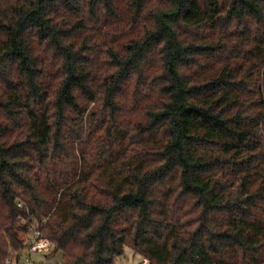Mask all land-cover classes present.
I'll return each mask as SVG.
<instances>
[{"label": "trees", "instance_id": "16d2710c", "mask_svg": "<svg viewBox=\"0 0 264 264\" xmlns=\"http://www.w3.org/2000/svg\"><path fill=\"white\" fill-rule=\"evenodd\" d=\"M264 264V0H0V264Z\"/></svg>", "mask_w": 264, "mask_h": 264}, {"label": "built area", "instance_id": "2783aa9c", "mask_svg": "<svg viewBox=\"0 0 264 264\" xmlns=\"http://www.w3.org/2000/svg\"><path fill=\"white\" fill-rule=\"evenodd\" d=\"M32 230L33 235L29 238H25L26 243L24 250L16 256H8L6 258L7 264H42L33 258V253L36 251L47 252L50 249L52 242L48 238L40 236L37 230ZM138 264H147V260L142 258Z\"/></svg>", "mask_w": 264, "mask_h": 264}, {"label": "rangeland", "instance_id": "374dc122", "mask_svg": "<svg viewBox=\"0 0 264 264\" xmlns=\"http://www.w3.org/2000/svg\"><path fill=\"white\" fill-rule=\"evenodd\" d=\"M28 235V236H27ZM33 235L31 229L28 234H24V238H29ZM124 254L118 257L114 264H138L141 261V257L134 253L128 246H126ZM44 252L36 251L33 253V258L42 264H58L61 258V253L58 252L55 256H48L47 258L43 255Z\"/></svg>", "mask_w": 264, "mask_h": 264}]
</instances>
